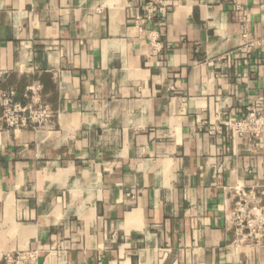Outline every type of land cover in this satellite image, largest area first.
Segmentation results:
<instances>
[{
    "label": "crops",
    "instance_id": "0c3cea01",
    "mask_svg": "<svg viewBox=\"0 0 264 264\" xmlns=\"http://www.w3.org/2000/svg\"><path fill=\"white\" fill-rule=\"evenodd\" d=\"M151 7L0 0V94L33 87L54 116L0 123V258L264 264L229 219L241 192L264 202V134L230 127L264 116V0Z\"/></svg>",
    "mask_w": 264,
    "mask_h": 264
},
{
    "label": "built area",
    "instance_id": "2783aa9c",
    "mask_svg": "<svg viewBox=\"0 0 264 264\" xmlns=\"http://www.w3.org/2000/svg\"><path fill=\"white\" fill-rule=\"evenodd\" d=\"M152 7L147 11V19L155 13H164L168 0H151ZM246 38V35H243ZM251 44L245 46L250 49ZM25 101L16 99L13 91L0 94V123L11 130H41L49 127L53 120L50 106L42 102L33 87L24 95ZM235 136L260 138L264 134V116L257 109H249L240 119L230 123ZM264 197V193H263ZM238 242H264V202L259 201L252 191L241 192L230 214ZM37 264L34 252H16L0 258V264Z\"/></svg>",
    "mask_w": 264,
    "mask_h": 264
}]
</instances>
